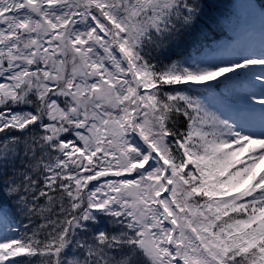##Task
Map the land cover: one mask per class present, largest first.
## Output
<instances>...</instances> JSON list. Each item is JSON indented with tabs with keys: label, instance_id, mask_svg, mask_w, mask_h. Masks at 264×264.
<instances>
[{
	"label": "snow or ice",
	"instance_id": "6c2138e0",
	"mask_svg": "<svg viewBox=\"0 0 264 264\" xmlns=\"http://www.w3.org/2000/svg\"><path fill=\"white\" fill-rule=\"evenodd\" d=\"M211 8L0 0V264H264V45Z\"/></svg>",
	"mask_w": 264,
	"mask_h": 264
},
{
	"label": "rangeland",
	"instance_id": "374dc122",
	"mask_svg": "<svg viewBox=\"0 0 264 264\" xmlns=\"http://www.w3.org/2000/svg\"><path fill=\"white\" fill-rule=\"evenodd\" d=\"M232 8V6H230ZM249 22L247 24L244 25L245 29H244V33H242L239 37L235 38V39H230L227 42H223L220 46H218L217 48H215L211 55L214 56L217 59L220 58H228V59H233V55L234 57H236V52H241V51H245V50H260L261 46L264 45V22H262V27H258V23L261 22L260 19L256 18V17H251L249 16ZM255 31H258L259 34H257L256 36L253 37V33ZM257 38L262 39V41L259 40H255ZM221 90L225 93L228 92L229 94H234L237 95L235 92L230 91L229 89L225 88L224 86H221ZM214 102L216 101V98L214 97ZM218 103V102H217ZM221 106V105H220ZM224 105H222L221 107H223ZM242 108V107H239ZM232 109V108H231ZM232 110H241V109H236L233 108ZM244 111H246V109H242ZM240 115L245 119V120H250V119H254V117L248 112V113H240ZM5 231L4 228H2V226H0V234H2Z\"/></svg>",
	"mask_w": 264,
	"mask_h": 264
},
{
	"label": "trees",
	"instance_id": "16d2710c",
	"mask_svg": "<svg viewBox=\"0 0 264 264\" xmlns=\"http://www.w3.org/2000/svg\"><path fill=\"white\" fill-rule=\"evenodd\" d=\"M207 2L212 5L211 8L212 15L219 21L218 24H212L211 31L208 32V41L206 43L211 45V43H213L216 40V38L221 37L228 32L229 24L225 22V20L217 18V15H215L212 12L213 7H218L217 1L207 0ZM173 51H181V50H173ZM173 51L165 52L163 55L160 56V59L164 60L165 63H167L169 59H177L178 56L174 55ZM0 204H4L5 207L11 209V205L6 201L0 200ZM18 219L23 223H27V220L24 217H18Z\"/></svg>",
	"mask_w": 264,
	"mask_h": 264
}]
</instances>
